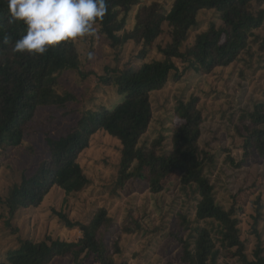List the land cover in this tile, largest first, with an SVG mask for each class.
<instances>
[{"label":"trees","instance_id":"trees-1","mask_svg":"<svg viewBox=\"0 0 264 264\" xmlns=\"http://www.w3.org/2000/svg\"><path fill=\"white\" fill-rule=\"evenodd\" d=\"M106 4L105 16L95 24L101 26L113 48L130 41L143 44L144 59L167 33L168 44L158 45L162 59L145 63L137 70H115L114 75L98 77V83L114 86L122 100L112 108L84 112L76 126L61 137L48 136V158L32 175L24 174L21 182L10 188L6 199L0 196V206L5 205L10 218H14L22 209L40 207L55 187L74 193L84 191L91 180L79 157L90 147L93 136L103 131L121 144L117 189L123 190L131 180H141L150 184L154 194L169 190L170 185H180L184 191L191 188L200 196L196 208L200 220L208 224L203 229L198 227L199 235L193 238V243L190 238L179 237L184 264H219L222 256L229 255L236 264H264L261 244L250 258L247 243L242 240L241 216L245 204L240 201L241 196H233L227 205L222 203L205 173L207 165L215 160L200 145L205 117L199 98L193 96L177 105L178 121L171 135V149L160 151L163 136L151 143L142 142L154 117L151 94L164 89L170 79L182 80L184 72L179 71V63L186 66L185 71L197 69L210 74L238 61L250 47L255 31L264 26V10L255 9L264 0H172L169 6L159 3L140 6V0H106ZM135 9L134 27L127 31ZM203 11H216L221 24L212 22L186 47L190 31L198 26ZM9 18L8 0H0V150L23 144L40 108L65 107L74 100L71 93L57 91L63 72L75 71L85 76L80 68V54L72 41L61 42L43 55L14 52L15 42L26 34V25L19 21L9 23ZM5 38L9 43H3ZM261 62L264 70V51ZM241 121L244 156L257 153L264 159V91L263 99L242 115ZM254 204L257 233L264 217L261 194ZM57 215L67 228L81 231L77 241L51 237L40 242L25 240L0 264H52L64 257L81 264L90 256H95L100 264H120L116 261L120 254L118 243L110 246L100 235L112 221L107 209H98L88 223L74 221L66 213Z\"/></svg>","mask_w":264,"mask_h":264},{"label":"rangeland","instance_id":"rangeland-1","mask_svg":"<svg viewBox=\"0 0 264 264\" xmlns=\"http://www.w3.org/2000/svg\"><path fill=\"white\" fill-rule=\"evenodd\" d=\"M159 3L169 6L172 0H140V6ZM137 8V7H136ZM255 9L264 10V4ZM127 25L133 29L135 12ZM221 24L216 11H203L198 26L190 31L186 47L191 46L197 34L208 29L212 22ZM92 36L72 41L80 54L82 76L75 71H65L58 79L57 91L71 93L75 98L65 107L48 106L38 110L20 147L0 150V196L6 199L10 188L19 184L22 176L32 175L48 158L47 137H61L71 131L88 110L101 107L112 108L122 96L114 86L98 83V77L114 75L115 70L131 68L137 70L145 63L162 59L158 45L165 47L170 38L160 37L155 46L142 59L144 45L128 42L113 48L110 41L95 24ZM167 29V28H166ZM250 47L228 68L216 69L210 74L197 69L185 71L179 63L181 81L170 79L161 91L151 94L153 122L142 142L151 143L164 137L161 152L171 149V135L177 124L176 107L181 100L199 98V107L205 117L200 142L202 149L213 156L215 163L206 167L216 197L226 204L240 195L245 204L241 216L242 240L247 243V254L253 258L254 251L264 248V217L254 232L256 205L261 194L264 205V159L257 153L244 156V129L241 116L253 110L257 101L263 99L264 70L261 56L264 51V26L255 31ZM91 53V58H89ZM244 122V121H243ZM120 142L100 131L92 138L90 147L84 151L79 162L91 184L82 192H68L55 187L40 207L20 210L14 218L8 215L5 205L0 206V261L8 253L20 247L22 241L40 242L46 237L69 242L77 241L82 235L79 229H69L60 221L57 213H66L74 221L88 223L95 212L105 208L111 223L101 230V236L110 246L116 242L120 264H184L181 259L182 244L190 238L194 242L198 227L203 229L207 222L200 220L196 206L200 196L193 189L185 191L180 185H170L169 190L154 194L150 184L131 180L121 189L116 188L120 163ZM264 215V208H263ZM52 264H76L71 257L59 258ZM81 264H100L90 256ZM219 264H236L229 255L222 256Z\"/></svg>","mask_w":264,"mask_h":264},{"label":"clouds","instance_id":"clouds-1","mask_svg":"<svg viewBox=\"0 0 264 264\" xmlns=\"http://www.w3.org/2000/svg\"><path fill=\"white\" fill-rule=\"evenodd\" d=\"M8 11L9 23L26 25V34L15 42L13 51L43 55L61 42L94 35L107 4L106 0H8Z\"/></svg>","mask_w":264,"mask_h":264}]
</instances>
